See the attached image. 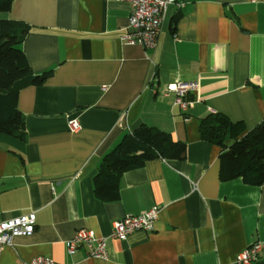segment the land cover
<instances>
[{
  "label": "crops",
  "instance_id": "crops-1",
  "mask_svg": "<svg viewBox=\"0 0 264 264\" xmlns=\"http://www.w3.org/2000/svg\"><path fill=\"white\" fill-rule=\"evenodd\" d=\"M129 10L123 0H13L0 14L29 27L22 49L32 72H50L19 92L25 139L0 133V217L36 220L0 250V264H235L255 242L251 264H264V182L222 181L221 147L199 134L210 113L240 123L242 135L264 119V0H177L154 48L121 41ZM174 82L197 85L185 112L166 92ZM142 125L186 143L185 158L149 160L123 173L118 200H98L102 157ZM154 206L153 231L109 238L111 222ZM81 229L106 240L105 259L84 246L68 254Z\"/></svg>",
  "mask_w": 264,
  "mask_h": 264
},
{
  "label": "trees",
  "instance_id": "trees-1",
  "mask_svg": "<svg viewBox=\"0 0 264 264\" xmlns=\"http://www.w3.org/2000/svg\"><path fill=\"white\" fill-rule=\"evenodd\" d=\"M13 0H0V14L10 11ZM29 27L22 22L0 19V133L19 140L26 136L25 117L18 109L19 92L30 86L42 85L50 72H32L22 43ZM240 123L225 115L210 113L200 119V138L221 147L219 178L222 181L241 179L248 185L264 182V119L243 133ZM231 140L227 144V140ZM187 145L175 141L170 134L142 125L125 134L105 154L93 176V192L102 202L119 198L123 173L143 166L155 158L182 160Z\"/></svg>",
  "mask_w": 264,
  "mask_h": 264
},
{
  "label": "built area",
  "instance_id": "built-area-1",
  "mask_svg": "<svg viewBox=\"0 0 264 264\" xmlns=\"http://www.w3.org/2000/svg\"><path fill=\"white\" fill-rule=\"evenodd\" d=\"M129 3V17L127 33L121 37L125 44L140 45L143 48H154L158 40L161 25L165 20L171 5L177 0H123ZM195 82H174L166 87V92L175 94L174 105L185 112L194 102L190 94L196 90ZM69 130L77 132L80 125L77 120L69 121ZM160 209L154 206L138 215H126L121 219L111 222L109 238L124 240L135 231L151 232L159 217ZM35 215L33 213L12 218L0 217V250L12 244L18 236H29L35 229ZM84 246L87 255L93 258L105 259L107 245L104 238H98L93 230L81 229L66 241L69 255ZM262 250V244L255 242L237 254L235 264H251L256 261ZM28 264H59L50 258L38 256Z\"/></svg>",
  "mask_w": 264,
  "mask_h": 264
}]
</instances>
